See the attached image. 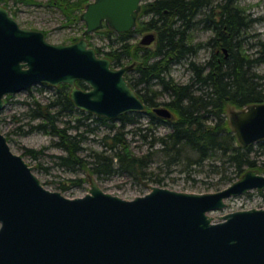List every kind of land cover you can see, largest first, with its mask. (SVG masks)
I'll list each match as a JSON object with an SVG mask.
<instances>
[{"label":"water","instance_id":"obj_1","mask_svg":"<svg viewBox=\"0 0 264 264\" xmlns=\"http://www.w3.org/2000/svg\"><path fill=\"white\" fill-rule=\"evenodd\" d=\"M141 2L89 1L81 14L83 37L69 43L21 27L0 5V111L6 95L38 83L68 84L77 108L107 118L144 111L125 78L131 66L113 67L85 38L103 23L131 30ZM153 39L147 33L141 42ZM153 110L171 116L167 107ZM232 122L240 144L264 139V102L244 107ZM149 189L124 199L91 179L83 196L66 197L43 186L0 130V264H264V207L227 212L219 221L208 214L230 196L264 189V174L247 170L214 192Z\"/></svg>","mask_w":264,"mask_h":264},{"label":"trees","instance_id":"obj_2","mask_svg":"<svg viewBox=\"0 0 264 264\" xmlns=\"http://www.w3.org/2000/svg\"><path fill=\"white\" fill-rule=\"evenodd\" d=\"M13 1L41 3L38 0ZM89 1L48 0L47 4L59 8L70 24L82 20L81 14ZM0 2L6 6L7 0ZM140 12L150 14L151 18L146 22L138 20L131 30L116 32L109 27L95 30L100 37L107 38V45L94 44L92 33L85 38L113 67L130 63L140 50L138 72L142 89L146 90L149 85L152 90L150 87L156 81L165 86L171 98L174 97L168 107L169 118L157 116L147 106L145 123L140 119L141 111L125 112L115 118L95 115L77 108L69 96L70 86L60 83L53 87L45 102L35 97L26 102L27 121L23 124L26 130L21 125L16 130L19 133L39 131L55 137L53 144L64 150V154L55 156L58 165L71 170L86 168L97 177L124 173L135 181L160 183L162 178L149 170L153 162L159 163L158 168L178 167L180 171H199L205 164L213 172L232 167L234 176L229 177L232 182L247 170L264 174V159L260 160V155L264 154V139L240 144L224 115L227 103L244 108L264 102V75L255 70L264 64V39L252 30L254 22L260 18L246 13L238 0H152L141 5ZM11 14L15 16V12ZM199 15L203 27L211 31L203 44L193 41ZM144 30L156 32L153 48H140L133 42V33ZM79 38L72 37L71 41ZM205 45L214 46L216 51L212 49L208 60L199 63L195 57ZM181 63L191 74L186 83L171 75L173 65ZM125 78L135 89L134 72L129 70ZM76 83L87 88L82 81ZM45 87L51 85L43 83L36 89L43 91ZM151 116L159 118L153 122ZM93 121L106 130L99 138V148H85L83 141L88 136L85 133H94L98 127H90ZM158 126L169 130L158 135ZM135 137L141 144L134 145H146V150L140 154L134 151ZM84 149L86 156L79 154ZM24 152L33 158L42 153L31 148H25ZM82 181V178L73 180L76 185Z\"/></svg>","mask_w":264,"mask_h":264},{"label":"rangeland","instance_id":"obj_3","mask_svg":"<svg viewBox=\"0 0 264 264\" xmlns=\"http://www.w3.org/2000/svg\"><path fill=\"white\" fill-rule=\"evenodd\" d=\"M38 1L41 3L23 4L15 3L13 0H7L6 6H4V2H0V5L6 7L10 13L15 12L14 17L21 27L39 30L43 33L45 32V38L51 43H69L72 42V37H83L82 34L85 30V23L83 20L79 19L78 21L67 24L59 8L54 5H48V0ZM150 1L152 0H142L141 5H145ZM238 4L245 9L246 13H249L251 17L260 18L258 21L254 22L252 30L264 39V0H238ZM144 17H146V14L141 13L140 19L138 20L142 18L145 19ZM105 28H108V25L103 23L99 30ZM145 31L144 33L153 32L152 30ZM91 33L93 34L91 41L94 44L107 45V38L100 37L96 31ZM210 34L211 32L209 30H205L201 33L200 30L196 29L194 31L193 41L205 43ZM140 37L141 35L139 39ZM133 42L141 48L142 45L139 41L133 39ZM154 46V43H152L150 48ZM138 50L139 49H137V51ZM139 52L140 50L137 52V57L126 65H130L132 68L133 65L138 66L141 64V52ZM206 53V47H203L195 57V60H203V58L206 57ZM255 70L259 74L264 75V64L258 65ZM171 75L177 81H181L183 77L186 78L188 72L186 71L184 63L173 65ZM41 84L43 83L34 84L25 90L14 94H8L4 97L5 104L0 111V130L6 136L12 151L23 156L25 161L33 167V172L39 178L43 186L51 191H58L69 198L80 197L88 191L90 181L93 179L103 191L124 199H132L135 196L149 192V186L151 185L166 187L177 191L205 193L220 190L238 179L233 180V182L229 181V177L234 176L232 167H228L226 170H223V172H221L222 170L213 172L210 171L209 166L206 164L199 171H180L178 167H171L170 169L165 167L158 168L157 165L159 163L153 162L149 170L153 171L157 177L162 178L160 183H155L151 180L135 181L124 173H114L107 177H97L86 168L83 169L80 167L71 170L64 166H60L56 162L57 159L55 156L64 154V150L53 144V142L56 141L55 137L52 138L51 135L39 131L19 133V131L16 130L20 125L24 129L26 128L23 125L27 121V117L24 115L27 110L26 102L30 101L32 97L45 102L47 96L51 94L53 87H55V85H51V87H45L43 91H38L36 88H39ZM76 86H78L77 83ZM242 109L244 108H237L229 103L225 106L224 115L232 129V121ZM139 116L141 121L145 123L147 119L144 111H141ZM94 126H98L94 133H85L86 135L88 134L87 138L83 141V146L85 148L100 147L98 144L99 138L106 129L103 125H97V122L93 121L90 127ZM83 128L84 126L81 127V129ZM168 130L169 128L167 127L158 126L156 134H164L168 132ZM139 140L138 137H135L132 144H141ZM25 148L41 150L42 153L39 154L38 157L33 158L24 152ZM145 150L146 145H141V147L134 145V151L138 154ZM79 154L86 156L87 150L84 149L80 151ZM262 159H264V154L260 155V160ZM78 178H82L83 181L81 184L76 185L73 180H77ZM224 201L226 204L225 207L212 210L208 213L213 218V221H219L220 216L227 212L264 207V189H251L245 193L230 196Z\"/></svg>","mask_w":264,"mask_h":264},{"label":"flooded vegetation","instance_id":"obj_4","mask_svg":"<svg viewBox=\"0 0 264 264\" xmlns=\"http://www.w3.org/2000/svg\"><path fill=\"white\" fill-rule=\"evenodd\" d=\"M139 13H140V10H139L138 16L136 18V23H137V20L139 19L138 18L139 17ZM144 18L145 19H143V18L142 19L146 22V21H148L151 18V15L148 14ZM197 19H198V22H197V30H200L201 33L203 31H205V30H209V29H205V27H203L202 22H201V19H202V16L201 15H199ZM136 23H135V26H136ZM135 26H134V28H135ZM204 26H206L205 22H204ZM152 31L153 32H148V33H153L154 34V39L149 44H143L141 42V39L144 37L145 34H147V33H144V32H146L145 30L144 31H141V32L138 31V32L133 33V39L136 40V41H139V43L142 46H144L145 48H148V47L150 48V45L152 43H154V45L156 44V39H157L156 32L154 30H152ZM140 35H141V37L139 39V36ZM137 39H139V40H137ZM199 43H202L203 44L204 42H199ZM204 47H206V50H207L206 57L203 58V60H199L198 59L197 61L199 63L200 62H205L206 60H208V57L212 55L213 51L214 52L216 51L214 46L211 47V46L205 45ZM212 49H213V51H212ZM138 66H134L133 65L132 68L129 69V70H132L134 72V74H135V82H136V88H135L136 90H135V92L141 98V100L144 102L145 107L146 106L149 107L150 110L154 114H156L157 116L160 117V115H158L157 113H155L153 109L155 107H167L168 108L169 107V104H171L172 103V100H174V97L171 98V96L169 95V92L167 91V89L165 88V86L162 85L161 83H158L157 81L151 85L150 88H152V90L149 89V85H148V88L146 90L145 89H142V86L143 85H142V83H140L141 75L138 72V68H139ZM186 71L188 72V76L186 78L185 77L181 78L182 80L179 81V82L186 83V82L190 81L191 74H190V72H189L188 69H186ZM182 76H184V75H182ZM192 88H194V90H196V87L195 86H192ZM159 117H155V116L153 117V116H151L153 122H154V119L155 118H159ZM161 117L162 118H166V117H163V116H161Z\"/></svg>","mask_w":264,"mask_h":264}]
</instances>
